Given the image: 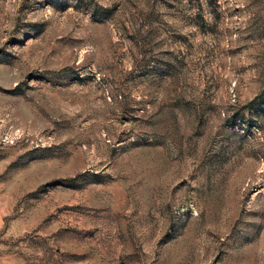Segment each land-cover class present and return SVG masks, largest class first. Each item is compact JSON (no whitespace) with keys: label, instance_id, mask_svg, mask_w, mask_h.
<instances>
[{"label":"rangeland","instance_id":"374dc122","mask_svg":"<svg viewBox=\"0 0 264 264\" xmlns=\"http://www.w3.org/2000/svg\"><path fill=\"white\" fill-rule=\"evenodd\" d=\"M0 264H264V0H0Z\"/></svg>","mask_w":264,"mask_h":264}]
</instances>
